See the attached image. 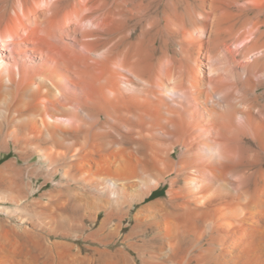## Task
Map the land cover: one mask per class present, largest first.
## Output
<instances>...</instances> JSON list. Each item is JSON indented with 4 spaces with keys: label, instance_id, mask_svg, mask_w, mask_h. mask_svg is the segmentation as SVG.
<instances>
[{
    "label": "bare ground",
    "instance_id": "obj_1",
    "mask_svg": "<svg viewBox=\"0 0 264 264\" xmlns=\"http://www.w3.org/2000/svg\"><path fill=\"white\" fill-rule=\"evenodd\" d=\"M2 156L0 264H264V0H0Z\"/></svg>",
    "mask_w": 264,
    "mask_h": 264
},
{
    "label": "rangeland",
    "instance_id": "obj_2",
    "mask_svg": "<svg viewBox=\"0 0 264 264\" xmlns=\"http://www.w3.org/2000/svg\"><path fill=\"white\" fill-rule=\"evenodd\" d=\"M6 159H7L6 156H2V157H0V165H1ZM162 194H163V190H159L158 192H156V193L154 194V196L152 197V199L155 198V197H160ZM155 195H156V196H155Z\"/></svg>",
    "mask_w": 264,
    "mask_h": 264
}]
</instances>
